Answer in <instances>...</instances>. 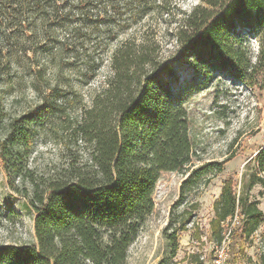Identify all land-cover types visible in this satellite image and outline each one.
Instances as JSON below:
<instances>
[{
    "label": "trees",
    "instance_id": "trees-1",
    "mask_svg": "<svg viewBox=\"0 0 264 264\" xmlns=\"http://www.w3.org/2000/svg\"><path fill=\"white\" fill-rule=\"evenodd\" d=\"M165 3L0 0V45L10 47L8 57L26 54L29 50L23 42L51 43L49 36L58 29H70L75 39L90 41L92 37L81 29L105 25L114 30L124 22L138 23ZM164 12L169 10L165 7ZM183 14L176 37L194 66L205 59L207 70L230 71L250 86L260 79L264 90V0H199ZM239 28L258 36L257 61L251 59ZM111 61L112 74L84 109L76 128L88 147L87 157L80 160L72 152L67 167L49 178L37 177L28 166L34 144L33 115L9 118L0 103V162L11 190L29 197L25 186L32 184L30 205L36 213L37 240L35 246H0V264H127L129 247L155 208L161 174L193 164L189 112L165 81L172 73V61L162 62L151 44L131 41L117 46ZM252 161L242 194H237L230 179L214 203L211 226L219 243L222 223L237 213L247 236L261 224L263 211L249 200V193L256 184L264 186V143ZM213 165L217 164L192 169L183 182L182 197L186 186L208 174ZM186 215L178 220L172 215L164 231L171 257L177 253L180 232L187 229L191 213ZM10 219L0 210V224ZM174 223L178 224L173 227ZM159 264L167 262L163 259Z\"/></svg>",
    "mask_w": 264,
    "mask_h": 264
},
{
    "label": "rangeland",
    "instance_id": "rangeland-1",
    "mask_svg": "<svg viewBox=\"0 0 264 264\" xmlns=\"http://www.w3.org/2000/svg\"><path fill=\"white\" fill-rule=\"evenodd\" d=\"M166 2L169 13L164 12L165 7L156 8L138 23L124 22L114 30L105 25L81 29L82 34L92 37L90 41L75 39L70 29H58L55 36H49L51 43L41 39L23 42L29 50L26 54L8 57L10 47L0 45L4 48V57L0 56V103L9 118L33 115L34 144L28 166L37 177L49 178L67 167L72 152L80 160L87 157L88 147L79 139L76 128L84 109L92 105L112 74L111 58L116 47L127 41L155 46L162 62L172 61V73L165 81L189 112L195 157L186 169L161 174L154 192L155 208L131 243L127 264H159L163 259L167 264H216L221 253L224 264H262L264 186L256 184L249 193V200L256 201L263 211L256 232L250 236L243 232L238 213L222 223L221 243L211 226L214 203L224 184L231 179L237 194H242L252 159L264 143V90L260 79L254 86L247 85L230 71L207 70L205 59L194 66L181 49L176 31L183 13H189L199 0ZM237 33L245 35L249 55L257 61L258 36L240 28ZM207 163L217 165L186 186L182 197L183 182L192 169ZM25 187L29 197L11 190L0 162V210L11 216L0 224V246L37 243L36 213L30 205L33 187L28 182ZM186 212L191 213L190 220L187 229L180 232L176 255L171 257L164 231L172 215L178 220L186 218Z\"/></svg>",
    "mask_w": 264,
    "mask_h": 264
},
{
    "label": "built area",
    "instance_id": "built-area-1",
    "mask_svg": "<svg viewBox=\"0 0 264 264\" xmlns=\"http://www.w3.org/2000/svg\"><path fill=\"white\" fill-rule=\"evenodd\" d=\"M215 263L216 264H224V261H223V254L221 253L220 255H218V257L216 258L215 260Z\"/></svg>",
    "mask_w": 264,
    "mask_h": 264
}]
</instances>
